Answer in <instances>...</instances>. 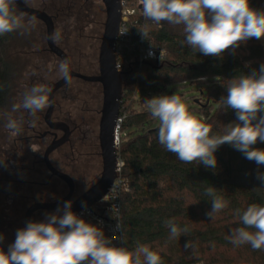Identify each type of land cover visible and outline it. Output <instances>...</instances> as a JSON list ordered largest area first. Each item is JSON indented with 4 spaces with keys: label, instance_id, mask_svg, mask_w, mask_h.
Masks as SVG:
<instances>
[{
    "label": "trees",
    "instance_id": "16d2710c",
    "mask_svg": "<svg viewBox=\"0 0 264 264\" xmlns=\"http://www.w3.org/2000/svg\"><path fill=\"white\" fill-rule=\"evenodd\" d=\"M249 4L264 11V0H249ZM85 11L73 14L82 18ZM183 27L167 22L157 25L140 16L133 31L146 30V38L141 33L145 45L165 49V59L139 66L135 53L127 51L122 61L121 106L126 115L120 126L119 156L121 176L128 186L119 194L122 246L133 250L147 245L161 256L163 264H264V251L230 242L233 229L243 226L236 210L242 214L251 204L264 206V186L257 179L258 173H264V165L248 160L228 143L215 152V169L198 161L183 163L158 142V125L151 128L157 120L148 110L133 106L135 94L143 100L147 90L160 96L167 87L197 84L199 99L188 110L211 127L210 135H223L227 125L238 122L235 110L223 106L225 85L240 75L258 73L264 64V46L259 39L250 38L221 56H206L184 43ZM16 34L0 36V113L9 107L15 79L7 52ZM184 92L178 95L182 97ZM253 147L264 150V142ZM208 187L228 202L214 219L207 215L212 209V198L205 195ZM169 219L181 228L187 226L188 233L170 239L164 223ZM186 243L190 246L185 247Z\"/></svg>",
    "mask_w": 264,
    "mask_h": 264
},
{
    "label": "clouds",
    "instance_id": "9594fccd",
    "mask_svg": "<svg viewBox=\"0 0 264 264\" xmlns=\"http://www.w3.org/2000/svg\"><path fill=\"white\" fill-rule=\"evenodd\" d=\"M23 2L27 5L30 0ZM15 3L16 0H0V36L16 31L23 35L36 26V17H26L24 12L17 14ZM140 5L145 20L157 25L162 22L183 25L184 43L206 56L218 57L250 38H264V11L251 8L249 0H140ZM141 33L144 38L148 35L146 30ZM48 39L58 43L60 31L54 30ZM160 59L163 60L162 53ZM69 63L65 59L58 65L61 78L68 84L71 83ZM225 86L227 97L222 99L223 106L235 110L238 122L227 125L223 135H210L211 127L190 112L179 95L146 100L147 110L158 121V142L181 162L198 161L209 169L216 168L214 154L225 143L241 151L248 160L264 165V150L253 147L258 141L264 142V64L258 73L240 75ZM51 91L45 84L33 85L24 93L22 102L13 105L12 111L24 109L35 117L50 106ZM31 123L34 125L35 121ZM5 127L17 135L22 131V120L9 118ZM257 179L264 186V173H258ZM205 195L212 198V209L207 215L214 219L228 202L213 187L206 188ZM71 209L72 202L67 201L62 215L58 214L61 211L58 208L56 214H49L46 222L29 221L17 231L9 250H0V264H163L161 256L147 245H138L133 250L115 246L112 242L116 236L107 238L100 227L86 222ZM236 211L243 226L233 229L230 242L236 246L249 244L253 250L264 251V206L251 204L242 214L239 209ZM164 223L169 228L170 239L189 231L173 219ZM117 228H121L120 223Z\"/></svg>",
    "mask_w": 264,
    "mask_h": 264
},
{
    "label": "flooded vegetation",
    "instance_id": "af4514ba",
    "mask_svg": "<svg viewBox=\"0 0 264 264\" xmlns=\"http://www.w3.org/2000/svg\"><path fill=\"white\" fill-rule=\"evenodd\" d=\"M89 2L90 0H65L64 2L61 0H55L53 14L50 15L53 23V31L58 30V28L62 26L60 29L68 30L70 33L74 29L83 30V28L87 25L93 26L91 27V30H93L95 34L93 33L90 35L88 40H91L92 42L91 47L93 42L99 41L100 45L102 33L99 36V32L101 28L103 32L104 21L99 19L96 20L93 15H89V11L91 10L89 9ZM90 6L92 5L90 4ZM84 10H86V14L82 18H80L78 14H75V16L73 14L74 12H83ZM63 37L64 35L62 36L61 33L60 41L54 44L67 55L71 70L86 76L97 75L99 73L98 52L96 63L92 66V61H90L86 65H89L88 67H90V70L88 68H84V65L79 60L73 63V59L69 53L71 47H68L66 43L67 41L63 39ZM51 54L58 60L59 63L61 62L55 54ZM60 79L61 76L59 75L54 82H48L45 85L51 88L52 84ZM53 100V110L50 118L51 123L55 124L53 127H50L44 121V114L47 108L43 113L38 112L36 114V116H40V120H36L35 117L30 116L27 111L26 114L20 113V115L13 114L9 116V118L16 119L17 121L22 120V131L19 134L14 135L12 138L11 143H9L11 147L8 149L9 152L7 154L9 155L10 153L12 155L17 152L20 154L22 152L21 149L23 148L21 146L34 140L37 145L38 155L42 156V158H40L37 162L42 163L46 168L44 163V152L46 148L51 143L64 139L63 142H61V144H59L49 154V162L54 169L68 176L72 180L74 189L72 196L68 201L73 202L77 197L94 185L99 180L102 173L103 159L99 140V122L102 109V87L97 82H88L80 78L73 77L71 78L70 84L66 83L54 92ZM120 106L121 98L118 114ZM32 121H35L34 125L31 123ZM58 123L63 124L62 126H66V128H62L57 125ZM65 135H67L66 138ZM32 145L34 144H31V146ZM46 170L48 171L47 168ZM13 181L18 184L28 182L23 179ZM34 183L40 187L47 188L49 193L55 194L49 198L43 197L42 194L38 196L37 199L31 197L30 205L35 202H54L60 200L69 192L67 183L61 178L52 175L49 171L45 182ZM63 206L59 208L62 214ZM56 211L57 209L37 210L34 212L32 217L35 214H41L42 212L53 213Z\"/></svg>",
    "mask_w": 264,
    "mask_h": 264
},
{
    "label": "rangeland",
    "instance_id": "374dc122",
    "mask_svg": "<svg viewBox=\"0 0 264 264\" xmlns=\"http://www.w3.org/2000/svg\"><path fill=\"white\" fill-rule=\"evenodd\" d=\"M61 1L64 2L65 0ZM88 4L89 9H91L89 15H93L96 20L104 21L105 13L101 0H90ZM27 5L42 10L48 15H52L55 0H30ZM15 10L17 14L20 13L17 8ZM26 17L28 16L26 15ZM91 27L93 26L87 25L83 30L76 29L70 33L68 30L60 29L62 26L58 28L62 36L64 35L63 39L67 41L68 47H71L69 53L73 59V63L79 60L84 65V68H88L89 70V65H86L90 61H92V66L96 63L99 46L98 41L93 42L91 47L92 42L88 40L90 35L94 33ZM101 33L102 28L100 29L99 36ZM45 38V26L37 20L36 26L23 35L20 31H17L16 38L11 43L7 52L8 59L14 65L15 79L13 81L9 107L0 113V216L2 218L0 236H3V240L0 241V250L4 252H7L9 246L15 242L17 231L23 229V216L25 209L30 205L31 197L37 199L42 194L43 197L49 198L55 194L49 193L47 188L40 187L34 183L45 182L48 176V171L44 165L37 162L42 156L38 155L35 141L23 144L20 154L17 152L12 155L9 153L8 155V149L11 147L9 143H11L14 135L5 127L10 115L26 114V110L24 109L12 111L13 105L22 102L26 91L36 84L54 82L60 75L58 72L59 62L48 51ZM259 41L264 46V38L259 39ZM49 65H52V67L49 68ZM199 88L197 84L189 85L185 88L167 87L164 90V95H178L181 91H185L184 96L181 98L188 108V106L195 105V100L199 95ZM150 91L152 92V89ZM146 100V96L143 100L137 98L133 106L137 110H147ZM44 111L41 112L43 113ZM194 114L196 115V113ZM35 118L36 120H40V116L38 115ZM157 125L158 121L152 124L151 128ZM31 144L34 145L31 146ZM17 179H23L28 182L18 184L13 181ZM56 213L57 211L53 213L42 212L41 214H35L31 220L33 222H46L49 214ZM58 214L62 215V212L60 211Z\"/></svg>",
    "mask_w": 264,
    "mask_h": 264
},
{
    "label": "water",
    "instance_id": "95a60500",
    "mask_svg": "<svg viewBox=\"0 0 264 264\" xmlns=\"http://www.w3.org/2000/svg\"><path fill=\"white\" fill-rule=\"evenodd\" d=\"M101 2L105 10V20L98 51L99 73L95 76H86L76 73L70 68L71 78L76 77L88 82H97L102 87V109L99 122V140L103 159L102 173L99 180L94 185H92L72 202L71 210L77 215H79L84 209L91 207L101 198H103L116 178V148L114 143L113 128H115L116 125L123 83L122 73L117 71L115 67V47L121 20V13L119 0H101ZM15 6L27 16H35L37 20L44 24L46 45L49 51L55 54L60 59V61L65 59L69 61L67 55L60 48H58L51 39H48V36L53 32V23L50 15L42 10L26 5L22 0H16ZM65 84L66 81L61 78L51 86L52 91L49 95L51 103L50 106L47 107L44 114V121L50 127L55 125L52 124L50 120L53 110L54 92ZM57 125L61 126L62 128H66V126H62L63 124L58 123ZM66 136L67 135H65V138ZM63 140L64 139L51 143L46 148L44 152V163L52 175L61 178L67 183L69 192L60 200L54 202H35L30 205L26 209L23 216L24 228L27 226L28 222L31 221L34 212L37 210H56L63 206L65 202H67L72 196L74 189L72 180L68 176L54 169L49 162V154L59 144H61Z\"/></svg>",
    "mask_w": 264,
    "mask_h": 264
},
{
    "label": "built area",
    "instance_id": "2783aa9c",
    "mask_svg": "<svg viewBox=\"0 0 264 264\" xmlns=\"http://www.w3.org/2000/svg\"><path fill=\"white\" fill-rule=\"evenodd\" d=\"M119 3L121 20L115 47L116 70L121 73L123 72L122 61L124 54L127 51H133L135 53V61L139 66L149 61H154L156 63L161 62L162 60L160 59V53H162L164 60L166 54L165 49H156L145 45L141 33L139 31H133V27L138 24L139 17L143 16L140 0H119ZM125 31L127 32L123 35L120 34ZM145 94L147 100L155 97L152 96V92L150 90H147ZM137 98L138 95L135 94L133 99L137 100ZM125 115L126 113L123 107L120 106L114 128L116 148V178L108 189V192L105 195L106 197L104 196L106 200L103 199L104 197L101 198L94 205L84 209L78 215L85 221H90L96 226L100 227L104 231L107 238L116 236L117 238L112 242L115 246H122L123 241L122 228H117V224H121L119 194L121 191L128 189L126 180L121 176V167L123 166V161L119 156L121 135L120 126L123 119L125 118Z\"/></svg>",
    "mask_w": 264,
    "mask_h": 264
}]
</instances>
